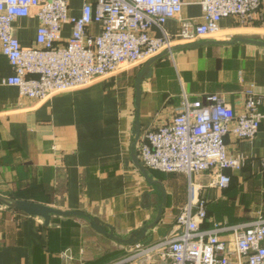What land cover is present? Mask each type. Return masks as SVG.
<instances>
[{"label": "crops", "instance_id": "0c3cea01", "mask_svg": "<svg viewBox=\"0 0 264 264\" xmlns=\"http://www.w3.org/2000/svg\"><path fill=\"white\" fill-rule=\"evenodd\" d=\"M184 1L183 17L201 22L200 0ZM86 2L96 0H71L73 15L80 16ZM14 27L22 46L36 43L37 18L19 19ZM165 30L176 34L179 23L169 20ZM69 34L65 26L64 36ZM235 39L264 40V0L251 23L228 17L217 36L161 53L167 54L152 64L138 107L137 76L161 54L86 87L37 101L21 97L15 86L3 85L14 70L0 50V196L84 212L121 237L155 222L165 200L160 221L141 242L165 238L189 202V176L144 167L148 176L142 172L133 158L137 116L141 138L181 110L184 93L190 101L218 94L235 111L251 94L261 100L264 116V48L228 43ZM194 43L203 45L185 47ZM226 144L230 155L245 159L243 169L225 171L230 185L214 186L210 172L191 179L207 201L202 229L211 230L215 224L222 228L219 236L235 263L233 228L264 219V118L254 140L237 141L229 135ZM134 153L139 161L136 145ZM111 243L116 242L94 231L84 216H52L46 225L40 217L0 204V264H111L126 254L108 249Z\"/></svg>", "mask_w": 264, "mask_h": 264}, {"label": "built area", "instance_id": "2783aa9c", "mask_svg": "<svg viewBox=\"0 0 264 264\" xmlns=\"http://www.w3.org/2000/svg\"><path fill=\"white\" fill-rule=\"evenodd\" d=\"M185 4L184 0H96L84 3L81 15L75 16L71 0H0V50L14 70L2 83L17 87L21 97L45 101L165 51L172 53L178 44L217 36L225 18L249 24L260 15L263 0H200L199 23L183 17ZM30 17L39 20L37 39L24 47L14 25ZM169 20L179 23L176 34L165 30ZM65 26L70 27L68 37ZM260 105L261 100L250 94L235 111L218 94L190 101L184 93L181 110L138 139L144 168L189 176V202L169 235L156 243L128 246L126 254L111 264H264V219L233 228L237 255L233 263L228 244L219 236L222 228L215 224L211 230L202 229L207 201L191 179L210 172L214 186L230 185L225 171L243 169L245 159L229 154L226 138L254 140L264 118Z\"/></svg>", "mask_w": 264, "mask_h": 264}, {"label": "water", "instance_id": "95a60500", "mask_svg": "<svg viewBox=\"0 0 264 264\" xmlns=\"http://www.w3.org/2000/svg\"><path fill=\"white\" fill-rule=\"evenodd\" d=\"M238 42L264 48V40L235 39L232 42H228V43L235 44ZM201 45H203V44L194 43V44L187 45L185 47L186 48H196V47H199ZM166 54L167 53L161 54V55L151 59L149 62H147L145 64V66L143 67L141 72L138 74L137 80H136V105H137V107L139 106L140 97H141V85H142L144 79L149 74L152 64H154L158 59L162 58ZM134 133L136 134V142H137L139 139V136H140L139 116H137ZM136 142L133 144V158H134L137 166L142 170V172L146 176H148L146 173V170L143 168L141 163L137 160L136 155L134 153V147L136 145ZM159 190L164 195L163 189H161L159 187ZM0 204L5 205V206H7L13 210L23 212L29 216L40 217V218L44 219V222L46 225H48L50 223L52 216H65V217L72 216V215L84 216V217L89 219L90 226L98 234H101V235L111 239L112 241L118 243V244L125 245V246H132V245H135V244L140 243L141 241L145 240L147 238L148 231L152 230L157 225V223L160 221L161 215L163 212V206L165 204V200H163L162 205L159 206V214H158V217L155 220V222H153L152 224H149V225H145L144 227H142L139 230L132 231L126 237H121V236L115 234V230L112 226L105 224L99 218L91 217L84 212L62 211V210L54 209V208H51V207H48V206H45V205H42L39 203L28 202V201H23V200L8 199V198L2 197V196H0Z\"/></svg>", "mask_w": 264, "mask_h": 264}, {"label": "rangeland", "instance_id": "374dc122", "mask_svg": "<svg viewBox=\"0 0 264 264\" xmlns=\"http://www.w3.org/2000/svg\"><path fill=\"white\" fill-rule=\"evenodd\" d=\"M112 245H109V246H111V247H108V249L110 248V250L112 249H118V253H121V254H123V252H125L126 251V249L125 248H122V249H119V248H121V245H117L116 243H111ZM120 246V247H119ZM107 249V248H106ZM84 264H86L85 262H83Z\"/></svg>", "mask_w": 264, "mask_h": 264}]
</instances>
